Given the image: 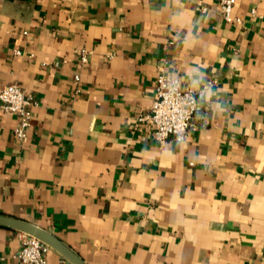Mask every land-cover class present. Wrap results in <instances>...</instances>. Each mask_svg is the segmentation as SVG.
<instances>
[{"label":"crops","instance_id":"1","mask_svg":"<svg viewBox=\"0 0 264 264\" xmlns=\"http://www.w3.org/2000/svg\"><path fill=\"white\" fill-rule=\"evenodd\" d=\"M233 16L220 0H0V86L36 100L24 141L0 103V214L86 264H264V0ZM161 68L216 80L210 123L163 146L135 126ZM21 232L0 225V264H22ZM45 264L73 262L52 248Z\"/></svg>","mask_w":264,"mask_h":264},{"label":"built area","instance_id":"2","mask_svg":"<svg viewBox=\"0 0 264 264\" xmlns=\"http://www.w3.org/2000/svg\"><path fill=\"white\" fill-rule=\"evenodd\" d=\"M235 0H220V12L229 22H240L233 16ZM82 62L88 61L86 51L80 55ZM77 81L80 79L76 75ZM216 85V80H207L200 89L185 87L180 78H172L163 68L160 69L156 81L155 98L147 112L138 116L135 126L145 124L153 128V137L161 145L170 141H184L195 128V119L201 116L203 123L209 124L210 119L200 114L201 100L207 92ZM81 91L78 87L73 96ZM0 103L5 112L19 115V122L15 128L17 140L24 141L29 132L32 120L30 107L36 103L33 94L27 92L18 83L0 86ZM22 247L17 258L22 264H45L47 254L52 247L35 236L21 232Z\"/></svg>","mask_w":264,"mask_h":264},{"label":"water","instance_id":"3","mask_svg":"<svg viewBox=\"0 0 264 264\" xmlns=\"http://www.w3.org/2000/svg\"><path fill=\"white\" fill-rule=\"evenodd\" d=\"M0 225L20 230L35 236L36 238L49 244L55 250L59 251L71 262H73V264H86L75 251L64 244L59 238L33 223L12 216L0 214Z\"/></svg>","mask_w":264,"mask_h":264}]
</instances>
